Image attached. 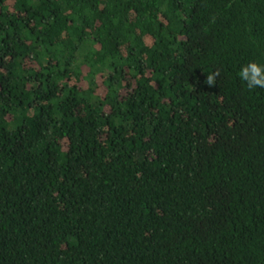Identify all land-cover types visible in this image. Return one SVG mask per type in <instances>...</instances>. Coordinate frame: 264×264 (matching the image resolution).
Returning <instances> with one entry per match:
<instances>
[{"label": "trees", "instance_id": "obj_1", "mask_svg": "<svg viewBox=\"0 0 264 264\" xmlns=\"http://www.w3.org/2000/svg\"><path fill=\"white\" fill-rule=\"evenodd\" d=\"M249 61L264 0H0V264H264Z\"/></svg>", "mask_w": 264, "mask_h": 264}, {"label": "clouds", "instance_id": "obj_2", "mask_svg": "<svg viewBox=\"0 0 264 264\" xmlns=\"http://www.w3.org/2000/svg\"><path fill=\"white\" fill-rule=\"evenodd\" d=\"M220 75L219 69L215 72L207 74L205 83L208 86L216 84V78ZM239 77L245 82L249 90L255 88H264V64L256 61H249L247 64L241 66Z\"/></svg>", "mask_w": 264, "mask_h": 264}]
</instances>
